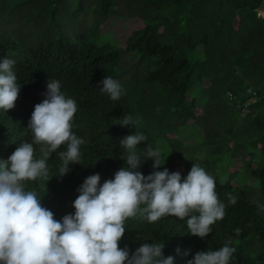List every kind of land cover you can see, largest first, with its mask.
Here are the masks:
<instances>
[{
    "label": "trees",
    "instance_id": "1",
    "mask_svg": "<svg viewBox=\"0 0 264 264\" xmlns=\"http://www.w3.org/2000/svg\"><path fill=\"white\" fill-rule=\"evenodd\" d=\"M63 1L8 0L0 9V62L5 57L15 60L14 71L21 86L15 107L0 110V159L6 160L21 142L32 141L28 122L34 106L46 98L48 80H58L61 91L77 104L72 131L86 141L81 146L83 163L69 165L70 171L63 177L55 176L62 162L53 153L48 161L50 180L41 178L27 186L37 192L42 205L57 220H62L74 214L73 202L86 177L99 174L102 185L126 167L121 159V138L139 131L153 147H157V136L173 143L182 139L180 124L201 126L211 102L217 130L213 135L203 130L205 139L222 155L224 147L215 138L223 135L227 154L241 163L226 180L214 176L216 192L226 205L225 217L212 225V232L203 239L190 235L186 220L174 216L156 223L129 219L119 246L131 254L144 243L163 242L165 257H173V264H187L197 252L217 250L231 240L236 248L233 264H264V209L258 207L264 206V157L255 155L260 150L264 156V16L258 15L259 9L264 11V0H137L148 8L141 14L150 15L151 20L144 22L141 15L136 16L143 25L132 29L124 47L138 52L141 60L148 58L149 64L154 60L156 66L148 70L137 69L143 64L140 58L124 66L117 44L73 39L65 23L80 9L72 8L62 26L57 10ZM112 1L103 0V9ZM21 4L20 11L5 8ZM158 10L163 11L162 16L153 13ZM236 15L240 29L233 25ZM224 25L232 39L220 38ZM166 30L170 41L165 40ZM33 35L38 39L28 47L26 39ZM195 53L200 55L192 59ZM140 72L151 94L149 104L126 86L129 81L139 84L136 76ZM105 77L121 84L124 91L118 101L101 91ZM196 85L200 86L199 97L192 90ZM125 114L134 117V128L117 124ZM249 118L256 120L249 122ZM233 138L243 145L233 146ZM139 146L143 152L145 145ZM35 147L39 158V146ZM180 154L175 152L168 162L162 156L165 164L159 169H153L151 159L144 160L137 171L147 176L166 168L186 178L189 171L174 162ZM198 161L204 163L209 158ZM238 177L257 179L259 193L242 195L251 185L237 188L232 178ZM229 193L237 198L234 205L228 202Z\"/></svg>",
    "mask_w": 264,
    "mask_h": 264
},
{
    "label": "clouds",
    "instance_id": "2",
    "mask_svg": "<svg viewBox=\"0 0 264 264\" xmlns=\"http://www.w3.org/2000/svg\"><path fill=\"white\" fill-rule=\"evenodd\" d=\"M14 65L15 60L7 57L0 62V110L5 112L15 107L21 88ZM101 83V91L111 100L121 98L124 90L117 80L105 77ZM45 97L34 106L28 122L32 141L21 142L6 160L0 159V264H173V257L164 256L163 242L144 243L131 254L121 248L126 222L139 218L156 223L174 216L186 220L190 235L203 239L225 217L215 178L203 167L193 164L186 178L166 168L147 176L137 171L147 159L153 161V169L165 163L161 150L134 131L120 139L126 167L102 185L99 174L86 177L73 202L74 214L57 220L27 183L50 180L48 161L53 153L62 162L55 176H65L69 165L83 163L81 146L86 141L72 131L77 104L61 91L58 80H48ZM117 124L134 128L135 120L125 114ZM227 199L233 205L237 202L230 193ZM235 253L228 240L217 250L197 252L187 264H233Z\"/></svg>",
    "mask_w": 264,
    "mask_h": 264
},
{
    "label": "rangeland",
    "instance_id": "3",
    "mask_svg": "<svg viewBox=\"0 0 264 264\" xmlns=\"http://www.w3.org/2000/svg\"><path fill=\"white\" fill-rule=\"evenodd\" d=\"M8 0H0V6L2 9V5H4ZM13 0H10L12 2ZM26 4V3H24ZM5 7L7 10H17L20 11L22 5ZM77 4V5H76ZM79 8L80 10L75 13L74 16L70 17L69 20H65L71 15L73 12L72 8ZM226 7H229L226 6ZM155 10L159 8H153ZM105 10V14L103 11ZM143 10H148L147 7L143 6L137 0H133L130 2L114 0L108 5H106L105 9H103V0H81L78 3V0H64L57 10V17L60 24L63 26V20L66 21V26L69 29V33L73 36V39L77 38H85L86 40H90L97 45H101L103 43H113L121 46V56L123 65H129L127 62H136L140 57V54L134 50H130L124 47L125 41L127 38H130L132 35V29L137 28L143 25L141 20L136 17L138 15L142 16L144 22L151 20V16L148 14L142 15L141 12ZM162 10H168V8H164ZM153 11V13L159 14V16L163 15V11ZM264 11L262 9L258 10V15L264 16ZM17 16V14H14ZM231 16V14H228ZM233 25L236 29H240V19L239 16L236 15ZM164 33V37L166 41H170L169 32ZM80 36V37H77ZM220 38L222 39H232L233 35L230 34L229 28L224 25L222 32L220 34ZM37 36L33 35L26 39V43L29 46L34 45L37 40ZM200 53H195L191 55L192 59H196ZM143 64L138 65L137 69L139 70H148L149 68H154L156 63L152 60V64H149L148 58H144L141 60ZM144 78V74L142 72L137 73L136 80L139 84L133 85L132 82H127L126 86H130L131 92L139 95L146 104L151 102V94L147 89V86L142 83ZM145 88L143 92L142 89ZM200 95V86L196 85L192 88ZM213 104L208 106V115L205 120L201 123V126L198 127L193 124L183 125L180 124V134L182 139H177L173 143L167 142L166 139L161 136H157L155 138L157 147L161 150L163 160L168 162L170 158L173 157L174 153L180 151L181 154L179 157L174 159V162L179 165L180 168L184 170L190 171L193 164L199 165L203 167L210 175L213 177L217 175L220 179L226 180L229 175H231V171L234 172L236 168L240 166V162H236L232 159L231 156L227 154L228 144L224 139V136H218L215 138L221 145L224 147V151L221 155V152L218 154L214 150L216 147L212 142L206 141L204 136V131L208 132L210 135H213V132L217 130V120L213 117L215 115V111L211 109ZM256 118H249V122L255 121ZM258 127V124L256 125ZM168 136V135H166ZM231 144L234 145H243V143L237 141L235 138L232 139ZM254 145H257L255 142ZM140 150V146H138ZM121 151L124 150L121 148ZM255 155L259 158L264 157L262 151H255ZM208 156L209 161L201 163L198 161L199 158ZM214 157H217V160H214ZM230 157V158H229ZM234 164V165H233ZM209 166V167H207ZM232 166V168H231ZM256 181L245 180L243 178H236L232 182L237 188H242L246 184H250V190H246L242 193V195L255 196L259 193L258 190V180ZM257 183V184H255Z\"/></svg>",
    "mask_w": 264,
    "mask_h": 264
}]
</instances>
